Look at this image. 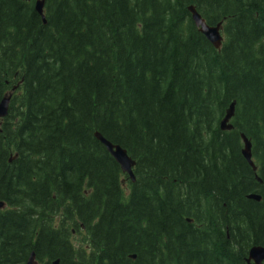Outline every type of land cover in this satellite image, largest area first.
<instances>
[{"label":"trees","instance_id":"trees-1","mask_svg":"<svg viewBox=\"0 0 264 264\" xmlns=\"http://www.w3.org/2000/svg\"><path fill=\"white\" fill-rule=\"evenodd\" d=\"M36 1L0 0V264H248L264 246V0H44L46 23ZM190 5L223 22L220 49Z\"/></svg>","mask_w":264,"mask_h":264},{"label":"water","instance_id":"water-1","mask_svg":"<svg viewBox=\"0 0 264 264\" xmlns=\"http://www.w3.org/2000/svg\"><path fill=\"white\" fill-rule=\"evenodd\" d=\"M44 0L36 1V10L42 16L43 21L46 23V18L44 15ZM189 11L192 15V20L198 27L199 31L208 39V41L216 48L220 49L223 44V35H222V25L223 22H219L216 25H209L202 15L198 12L194 5L189 6ZM12 95L5 96L0 102V120L7 117L9 113V105ZM235 102H232L229 106L224 118L221 120V129L224 131H229L233 129L232 119L235 115ZM96 138L106 147L108 152L112 155L115 161L120 165L123 173L127 174L132 182L136 181V175L134 172V167L136 166V160L133 159L128 151L120 145L114 144L105 138L100 132L95 133ZM243 139V149L242 154L245 157L246 161L257 172V166L253 159L252 153V142L245 134H242ZM258 181H262L258 174H256ZM249 199L255 201H261L262 196L257 193H250L247 196ZM5 207V202L0 201V209ZM132 258H136L135 255H132ZM248 263L253 264H263L264 263V246L255 245L252 246L249 250ZM25 264H39L36 259L35 251H32L27 262ZM52 264H60V259H55L52 261Z\"/></svg>","mask_w":264,"mask_h":264}]
</instances>
